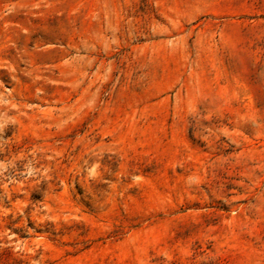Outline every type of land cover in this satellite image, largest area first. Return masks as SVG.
Masks as SVG:
<instances>
[{
  "label": "rangeland",
  "instance_id": "obj_1",
  "mask_svg": "<svg viewBox=\"0 0 264 264\" xmlns=\"http://www.w3.org/2000/svg\"><path fill=\"white\" fill-rule=\"evenodd\" d=\"M0 264H264V0H0Z\"/></svg>",
  "mask_w": 264,
  "mask_h": 264
}]
</instances>
